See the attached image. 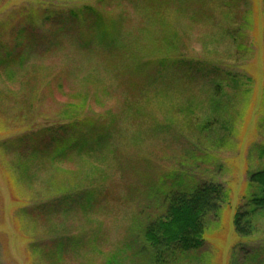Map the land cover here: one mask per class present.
Here are the masks:
<instances>
[{"label":"rangeland","instance_id":"obj_1","mask_svg":"<svg viewBox=\"0 0 264 264\" xmlns=\"http://www.w3.org/2000/svg\"><path fill=\"white\" fill-rule=\"evenodd\" d=\"M223 1L149 17L128 0H0V55L16 56L13 73L0 70V264H52L32 246L62 239L64 264H152L141 229L163 214L162 191L206 182L230 202L208 218L200 251L167 264H264V213L250 237L234 228L249 176L264 168V0ZM99 4L110 24H67ZM75 118L119 123L104 161L52 163L51 149L27 145L45 131L50 144ZM65 195L73 208L46 215Z\"/></svg>","mask_w":264,"mask_h":264},{"label":"trees","instance_id":"obj_2","mask_svg":"<svg viewBox=\"0 0 264 264\" xmlns=\"http://www.w3.org/2000/svg\"><path fill=\"white\" fill-rule=\"evenodd\" d=\"M128 1L142 5L143 9L149 10V17L158 16L156 11L162 10L163 12L173 7L179 8L186 3H199L205 5V7L208 5L211 7L217 2V0ZM235 2L236 0H224L220 2V5L227 7ZM103 8L101 5L98 7L83 5L81 8L71 10L67 14V24H75L76 29L88 31H94L97 26L102 29L104 24L111 23L109 13ZM24 19L22 18L20 21L22 25L24 22L30 21L31 16L28 15L27 19ZM17 31L21 35V33L27 31V27H21ZM103 34L106 33L103 32ZM107 36H103V38L107 39ZM106 41L104 40L105 43ZM15 60L16 56L12 53L0 55V70L13 73L9 68ZM163 61V67L172 62L170 57L165 58ZM120 73L124 75L122 70ZM234 81L237 83L238 80L234 78ZM224 87L226 86L217 83L215 85V95H220ZM118 129V122H109L106 127H101L94 118H75L59 130H50L49 134L52 135L50 144L47 145L46 141L41 139L42 135L46 134L45 131L44 134L41 132L38 135L36 134L35 137H28L29 144L27 145L36 146L34 149H41L43 146L51 149L46 159L52 163H60L66 159L67 161L73 160L75 157H92L104 161L110 152L111 141ZM46 148L42 150H48ZM36 154V150L28 153V155L23 151L24 158H21V160L36 158ZM247 189V194L243 198L244 204L238 207L234 215L235 233L242 238L250 237L256 232V219L261 213H264V168L250 174ZM162 195L165 202L163 214L145 222L141 229V239L145 245L144 247L149 251L147 255L150 256L149 259L152 264L171 263L177 260L178 256L200 251L206 242L208 218L211 215L216 216L222 205L230 202L229 191L223 185L214 182L199 183L192 187L182 184L176 186V189L172 186L167 191L163 190ZM97 200L92 192L87 193L85 202L80 204L81 209L86 212L94 210ZM69 201L67 195L63 196L58 204L49 207L46 215L50 217L61 213L62 209L66 212L67 210L70 211L74 203ZM76 245L78 244L76 243ZM32 249L39 252L44 260H48L52 264H64V261L67 260V239H62L57 246L53 245L51 248L39 244L32 246ZM108 264H117V260L110 258Z\"/></svg>","mask_w":264,"mask_h":264}]
</instances>
